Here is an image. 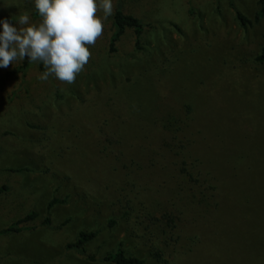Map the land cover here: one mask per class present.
<instances>
[{"label":"rangeland","instance_id":"374dc122","mask_svg":"<svg viewBox=\"0 0 264 264\" xmlns=\"http://www.w3.org/2000/svg\"><path fill=\"white\" fill-rule=\"evenodd\" d=\"M119 1L145 31L137 47L128 28L110 53ZM112 3L106 20L97 12L103 35L86 45L91 57L74 83L41 80L43 71L32 63L0 89V188H8L0 194V229L30 211L40 214L30 224L34 230L0 238V264H108L99 258L119 245L156 264L149 250L158 244L136 209L144 196L166 192L163 184L173 174L171 165L156 169L144 159L156 147L157 118L190 122L189 154L217 188L216 214L184 227V235L198 236L201 245L177 264H264V63L257 60L264 19L255 20L260 0ZM234 6L253 24L242 26ZM23 14L29 16L25 27L42 22L34 0H0V21L16 27ZM25 60L0 68V75ZM130 118L139 122L132 125ZM115 133L124 135L121 145ZM53 199L66 203L51 209L46 227L42 221ZM111 219L116 226H109ZM92 229H102L87 245L96 261L67 250L82 230Z\"/></svg>","mask_w":264,"mask_h":264},{"label":"trees","instance_id":"16d2710c","mask_svg":"<svg viewBox=\"0 0 264 264\" xmlns=\"http://www.w3.org/2000/svg\"><path fill=\"white\" fill-rule=\"evenodd\" d=\"M236 18L239 23L248 27L253 21L237 10L234 6ZM35 14L40 16L35 8ZM264 19V0H260V10L255 20ZM131 28L136 35V46L138 47L145 31L144 23L132 16L125 14L121 1L117 3L114 15V32L110 39V53L116 51V43L122 38L126 30ZM257 60L264 63V47ZM42 71L43 65L38 63ZM32 63L26 58L25 62L18 69L7 70L0 75V89L6 85L18 74H26L31 68ZM191 109L188 108V112ZM130 124L134 125L139 122L137 119L130 118ZM190 122L183 119L176 125L170 120L154 119L152 122L153 129L157 132L158 138L156 147L149 150L144 155L145 162L149 163L152 168L167 169L171 165L173 174L171 182L165 181L163 191H155V197L151 195L144 196L143 201L137 207V219H141V224L145 225L147 233L154 238L158 245H153L150 255L156 264H177V260L182 255H191L201 245L198 236H185L184 227L193 225L197 226L200 219H206L214 216L218 209L216 200L217 188L214 186L213 179L209 174H204L202 163L189 154L191 140L187 137L186 131L190 127ZM116 144L121 145L124 135L115 133ZM145 150V149H144ZM132 163H137L135 159ZM127 167V177H134L131 168ZM23 170V169H22ZM167 186H169L167 188ZM8 188H0V194L7 191ZM150 192H154L150 190ZM66 200L53 199L47 206V216L42 221V225L49 227L52 225L50 217L51 209L58 205L64 204ZM132 209L128 208L126 215L131 214ZM207 216V217H206ZM39 212L33 210L26 216L14 221L6 228L0 229V238L12 234H20L25 231L34 230L36 227L30 225L39 219ZM67 221L62 224L64 226ZM117 225L115 219H111L109 226ZM102 229L82 230L74 243L67 245V250L78 252L80 255L87 257L91 261L97 258L90 254L87 245L94 241ZM187 239V241H186ZM100 261L108 264H146L147 259L129 254L119 245L112 252H108L99 258Z\"/></svg>","mask_w":264,"mask_h":264},{"label":"clouds","instance_id":"9594fccd","mask_svg":"<svg viewBox=\"0 0 264 264\" xmlns=\"http://www.w3.org/2000/svg\"><path fill=\"white\" fill-rule=\"evenodd\" d=\"M42 22L29 25L28 14L19 16V26L7 19L0 21V68L9 67L16 60L40 63L44 71L41 80L53 77L72 84L84 70L94 46L103 35L104 23L113 15L112 0H34ZM104 13L103 20L97 16Z\"/></svg>","mask_w":264,"mask_h":264}]
</instances>
